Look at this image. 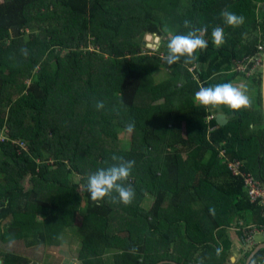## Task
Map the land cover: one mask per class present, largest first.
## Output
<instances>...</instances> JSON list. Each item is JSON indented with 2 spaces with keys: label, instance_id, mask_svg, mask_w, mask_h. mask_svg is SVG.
Segmentation results:
<instances>
[{
  "label": "trees",
  "instance_id": "obj_1",
  "mask_svg": "<svg viewBox=\"0 0 264 264\" xmlns=\"http://www.w3.org/2000/svg\"><path fill=\"white\" fill-rule=\"evenodd\" d=\"M222 10L244 23L227 25ZM203 28L207 47L169 67L171 34ZM146 34L161 37L158 54L145 47ZM263 43L264 0L0 2V239L57 247L69 233L78 264H244L248 227L264 217L226 166L238 161L264 184L261 71L250 77L246 108H204L193 97L246 77L233 65ZM209 112L224 113L226 125L213 121L208 133ZM113 155L135 162L124 182L135 192L128 205L93 202L84 188ZM28 263L0 253V264ZM250 264H264L263 249Z\"/></svg>",
  "mask_w": 264,
  "mask_h": 264
},
{
  "label": "clouds",
  "instance_id": "obj_2",
  "mask_svg": "<svg viewBox=\"0 0 264 264\" xmlns=\"http://www.w3.org/2000/svg\"><path fill=\"white\" fill-rule=\"evenodd\" d=\"M221 16L224 20V23L229 26L238 27L244 23L243 17L237 16L236 14L227 10H222ZM184 26L185 28H189L190 22L185 21ZM206 31V28L193 29L189 30L186 34L172 35L166 45L167 51L164 56L165 63L171 67L172 65L180 62L181 58H184V62L186 64L192 63L196 59L195 53L198 50H202L207 47V41L201 35V33ZM211 35L213 42L217 47L223 44L224 37L223 29L221 27H215ZM188 72L193 76L189 70ZM193 79L195 78L193 77ZM196 80L197 76L195 81ZM193 100L197 106H202L204 108L215 109L218 107H227L233 111H238L242 108H246L249 105V99L244 94V92L240 88L235 87L230 82L218 83L214 86L208 87L201 86L199 90L194 93ZM95 106L97 110H100L104 107V103L102 101H97ZM217 113L218 112H209L206 114V116L208 114L216 115ZM133 128V124L127 125L128 132H132ZM222 153L223 151H221V154ZM111 160L113 163L109 166L99 168L87 175L86 183L84 185L85 191L89 194L90 199L96 203L103 201L105 197H112L113 202H119L128 205L132 202L135 192L130 184H125L124 182L128 180L135 162L131 160H124L122 157L116 155H113ZM229 173L231 174L230 171ZM113 193L116 195L113 196ZM254 248H252V251ZM133 251H135V249H133ZM231 258H233L234 261V257L232 256Z\"/></svg>",
  "mask_w": 264,
  "mask_h": 264
},
{
  "label": "rangeland",
  "instance_id": "obj_3",
  "mask_svg": "<svg viewBox=\"0 0 264 264\" xmlns=\"http://www.w3.org/2000/svg\"><path fill=\"white\" fill-rule=\"evenodd\" d=\"M2 1L3 0H0V2ZM148 35L151 36L150 40L146 38V36ZM171 35L174 34L172 33ZM157 36H158L157 34H146L145 37L143 38V43L145 44V47L152 51V55L158 54V50L160 48L159 43H157L158 41H155V37ZM149 44L151 47H148ZM146 48H144V50ZM233 70H234V65H233ZM256 71L257 72L261 71V68L260 67L257 68ZM165 73L166 71L165 72L161 71L157 77L158 78L157 81L162 82V80L165 78ZM194 73L195 72H193L192 74ZM250 82H251L250 79H247L244 76L239 75L234 79H232L230 83H232L235 87L240 88L245 93L248 90H250L252 87ZM194 105L196 104L194 103ZM152 201L153 200L148 198L145 201L144 206L145 207L150 206ZM254 242L255 244L259 242L261 243L262 236L260 234H257L254 237ZM79 249L80 246L78 244V241L75 238L71 237L69 233L63 237L62 245L57 247L39 246V247L29 248L24 244V242L21 241H11L7 243L0 239V253L2 251V252H13L19 254L31 262L28 264H78L77 259H78ZM234 261L232 263H234Z\"/></svg>",
  "mask_w": 264,
  "mask_h": 264
},
{
  "label": "built area",
  "instance_id": "obj_4",
  "mask_svg": "<svg viewBox=\"0 0 264 264\" xmlns=\"http://www.w3.org/2000/svg\"><path fill=\"white\" fill-rule=\"evenodd\" d=\"M264 43L259 44L256 47L254 55L244 58L241 62L238 61L234 65V71L238 74H245L246 77H250L255 74L257 68L262 67ZM197 65L188 67V70L193 73L195 72ZM196 79V74H193ZM215 120V114H208L203 124L207 126V131L212 132L216 129L215 126L210 124ZM227 168L233 176L239 177L242 182V186L249 201L252 204L260 206L262 215L264 217V184H262L258 179H256L251 173L243 170V165L238 161H231L227 163ZM249 232L247 234L245 241L246 248H254L256 246L254 242V237L257 234L262 236V244H264V225L257 227H248Z\"/></svg>",
  "mask_w": 264,
  "mask_h": 264
},
{
  "label": "water",
  "instance_id": "obj_5",
  "mask_svg": "<svg viewBox=\"0 0 264 264\" xmlns=\"http://www.w3.org/2000/svg\"><path fill=\"white\" fill-rule=\"evenodd\" d=\"M146 38L148 40H150L151 39V36L148 35V36H146ZM155 41H158L157 43H159V45L161 44L160 37H158V36L155 37ZM148 47H151L150 44L148 45ZM261 107H262L263 124H264V51H263V59H262V67H261ZM227 121H228L227 120V117H226V115L224 113L218 112L215 115V123L218 126H224V125H226ZM261 249L264 250V244H261V245L256 246L253 249V251L250 252L249 256L246 259L245 264H250V261L253 259V257L255 256V254L258 251H260ZM231 261H233V258H231ZM166 263L177 264L175 262H169V261H163V262H160L158 264H166Z\"/></svg>",
  "mask_w": 264,
  "mask_h": 264
},
{
  "label": "crops",
  "instance_id": "obj_6",
  "mask_svg": "<svg viewBox=\"0 0 264 264\" xmlns=\"http://www.w3.org/2000/svg\"><path fill=\"white\" fill-rule=\"evenodd\" d=\"M245 78H247V77H245ZM247 79H250V78H247ZM253 86L251 87V89L250 90H248L247 92H245L244 94L248 97V98H253V96H254V93H255V88H254V90H253ZM221 163H222V161H221ZM226 166V165H225ZM260 244H262V242L260 243H257L256 245H260ZM233 250H234V252H235V255H233V257L234 258H237V257H239V250H240V245L238 244V243H234V246H233Z\"/></svg>",
  "mask_w": 264,
  "mask_h": 264
},
{
  "label": "flooded vegetation",
  "instance_id": "obj_7",
  "mask_svg": "<svg viewBox=\"0 0 264 264\" xmlns=\"http://www.w3.org/2000/svg\"><path fill=\"white\" fill-rule=\"evenodd\" d=\"M249 249H250V248H248V250H249ZM239 255H240V253H239ZM239 259H240V258H239ZM239 259H238V257H237V258H235V261H237V260H239ZM246 259H247V258H246ZM235 261H234V262H235ZM245 262H246V260H245ZM245 262H244V264H245Z\"/></svg>",
  "mask_w": 264,
  "mask_h": 264
}]
</instances>
